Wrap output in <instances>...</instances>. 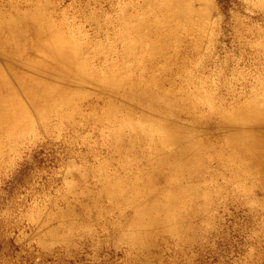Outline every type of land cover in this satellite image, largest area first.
Returning <instances> with one entry per match:
<instances>
[{"label":"bare ground","instance_id":"1","mask_svg":"<svg viewBox=\"0 0 264 264\" xmlns=\"http://www.w3.org/2000/svg\"><path fill=\"white\" fill-rule=\"evenodd\" d=\"M211 1L129 0L82 20L37 1L0 0V166L28 135L63 130L72 143L87 126L91 133L80 142L103 147L76 153L91 161L65 187L79 192L56 201L84 221L69 236L90 241V221H121L122 229L107 228L130 243L125 257L152 264L171 241L176 253L203 255L206 240H227L217 234L219 208L264 213V66L253 82L241 81L240 92L220 74L205 75L215 25L207 53L199 49ZM124 100L143 112L134 116ZM212 189L215 196L206 197ZM68 228L75 229L69 220L44 235Z\"/></svg>","mask_w":264,"mask_h":264},{"label":"rangeland","instance_id":"2","mask_svg":"<svg viewBox=\"0 0 264 264\" xmlns=\"http://www.w3.org/2000/svg\"><path fill=\"white\" fill-rule=\"evenodd\" d=\"M32 1L44 4L50 12L65 14L69 19L78 15L82 20L86 14L105 8L110 3L116 10L129 3V0ZM94 1L97 3L93 4ZM211 4L210 26L199 49L200 55L205 54L211 25H215L214 46L206 65L208 74L205 75L215 80L220 74L240 92L243 90L241 81L248 79L253 82L258 76L257 70L264 66V7L256 5L255 0H212ZM136 12V9L132 11L133 14ZM133 23L130 22V25ZM88 30L92 32L91 28ZM122 103L125 107L135 108L136 117L143 112L127 100ZM83 112L86 113V109ZM96 127L107 129L102 124ZM61 132L50 136L38 135L36 140L28 135L21 152H10L0 166V264H138L133 262L134 255L129 259L125 257V246L130 243L117 238L112 229L107 228V223H110L122 229L121 221L103 219L100 224L90 221L87 227L93 236L90 241L78 239L76 234L69 236L80 233L84 229V221L64 212L68 209L67 204L56 201L64 193L71 196L79 192V189L68 191L65 187L74 183L77 175L84 174V168L91 161L81 162L76 153L86 147H103L100 142H80L91 133V128L87 126L79 130L77 136L80 141L73 144L66 143L63 130ZM69 148L73 153L67 152ZM125 159L129 160V156ZM215 194L213 189L207 190L206 197H214ZM252 202L255 204L254 200ZM250 210L249 207L238 208L236 205L226 210L217 209L221 219V231L217 234L226 236L227 240L221 239V236L212 241L206 240L203 255L199 254V249H193L187 255L185 252L176 253L175 242L171 241L168 251L155 258L152 264H264V230L258 227L264 213L247 216ZM53 217V221H48ZM68 220L75 225V229H65L55 234L56 238L45 237L44 234L53 227ZM193 236L200 238L196 232ZM188 257L190 263H187Z\"/></svg>","mask_w":264,"mask_h":264}]
</instances>
